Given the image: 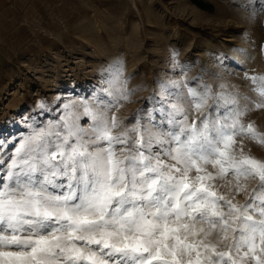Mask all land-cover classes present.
Masks as SVG:
<instances>
[{
	"label": "snow or ice",
	"instance_id": "1",
	"mask_svg": "<svg viewBox=\"0 0 264 264\" xmlns=\"http://www.w3.org/2000/svg\"><path fill=\"white\" fill-rule=\"evenodd\" d=\"M246 78L264 108V76ZM107 83L111 99L64 104L0 154V264H264V160L237 141L264 146L248 105L223 84L158 81L146 123L141 109L125 127L115 110L132 93L119 73Z\"/></svg>",
	"mask_w": 264,
	"mask_h": 264
},
{
	"label": "rangeland",
	"instance_id": "2",
	"mask_svg": "<svg viewBox=\"0 0 264 264\" xmlns=\"http://www.w3.org/2000/svg\"><path fill=\"white\" fill-rule=\"evenodd\" d=\"M198 1L207 9L193 0H0V154H11L30 125L58 119L64 104L82 111L111 99L116 86L107 81L117 73L132 93L115 110L125 127L141 109L146 123L158 81L187 79L197 90L226 85L250 109L244 122L264 133V108H252L259 98L246 78L264 76V0ZM241 140L245 153L264 160V146ZM243 183L240 204L259 182ZM225 185L230 199L231 176Z\"/></svg>",
	"mask_w": 264,
	"mask_h": 264
},
{
	"label": "trees",
	"instance_id": "3",
	"mask_svg": "<svg viewBox=\"0 0 264 264\" xmlns=\"http://www.w3.org/2000/svg\"><path fill=\"white\" fill-rule=\"evenodd\" d=\"M193 2L201 9H207V7H208L206 4H204L198 0H193Z\"/></svg>",
	"mask_w": 264,
	"mask_h": 264
}]
</instances>
